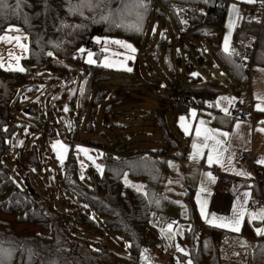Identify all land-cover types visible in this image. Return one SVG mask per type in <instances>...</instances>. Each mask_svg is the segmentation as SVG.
<instances>
[{
    "label": "rangeland",
    "instance_id": "374dc122",
    "mask_svg": "<svg viewBox=\"0 0 264 264\" xmlns=\"http://www.w3.org/2000/svg\"><path fill=\"white\" fill-rule=\"evenodd\" d=\"M261 1L227 0L222 29L214 24H205L203 28L206 30L204 34L206 36L187 35L183 42L178 39L179 33L170 12H168V18L164 20H158L157 16L152 13L147 23L145 36L142 37L141 34L135 33L130 36L129 40L105 36L98 23L72 16V18L61 22L56 43L72 58H78L79 62L67 61L60 55H50L47 59L49 64L43 69L34 63L27 65L23 63L27 57L28 40L19 26H11L3 32L0 36V67L6 71L28 72L31 80L18 85L10 103V117L16 125V130L10 144V151L4 156L2 165L9 170L16 189L31 190L33 194L30 193V195H33L35 199L52 202L57 213L63 217L57 214L50 215L47 210L52 211V209L44 206L36 207L32 201L29 203V207L14 215L1 210L0 230L4 231L5 235L9 234L8 245L20 251L0 247L2 263L20 264L19 259L21 262L28 261L31 257L28 255L24 257L22 253L27 249L31 255L35 254V251L29 249V246L36 247L40 254L50 253L51 249L56 253L52 260L48 261L34 260L32 256L33 264H52L55 260H58L59 264H94V262L95 264H112L110 257L100 256L105 253V250H110L122 257H135L125 239L122 240L103 226L100 218L104 217L97 216L94 209L86 206L80 200L78 201L62 184L69 155L74 164L75 181H83L87 173L92 171L98 177L103 176L106 150L101 146L110 147L108 140L116 139L114 133L117 132L115 130L112 133L107 127H102L103 105H118L116 106L119 108L117 115L123 120L119 118L116 120H120L125 125L124 134L130 137V141L135 147L141 145L139 140H144L146 142L144 145L142 144L143 147H148L150 151H156L161 147L164 148L165 144L159 140L158 132L154 133L147 125L142 126L141 118L146 113L150 115L159 96L163 95L172 85L195 88L210 83L222 85L226 89V93L216 101L220 107V114L229 117V119L219 127L211 124L210 116L201 115L194 122V118L190 115L172 112L166 114L167 126L179 143L176 152L180 153L187 149L189 161L186 163H177L173 161L174 159L168 161L167 176L169 178L165 181L169 185H163V190L167 195L172 196L173 200L181 202L185 193L182 183L175 180L177 178L175 175L176 173L185 175L191 166L197 167L198 179L192 194V202L201 222L209 212L217 211L213 197L218 192H216L215 178L212 175V170L217 168L211 169L209 164L204 168L200 167L197 157L193 154L194 150L192 151L193 144L197 143L196 140L204 139L208 134L205 132L206 129L217 133H227L226 137H217L222 143L228 144L231 138L226 158L220 165L228 173L218 167L220 172L231 177L232 175L239 177L247 175L251 179L254 178L253 167L244 165L238 158V154L239 152L252 151L256 158L254 149L251 148V140L256 127L260 126L263 135L264 127L260 124L258 126L250 125L247 130L248 123L236 121L231 112L227 114L230 104L232 105L235 101L238 105L242 103V100L237 95L239 88L236 90L239 83L220 59L219 54L222 52L231 56L238 54V49L232 44V40L235 27L243 18L241 10L243 4L249 5L245 14L247 20L260 19L261 14L258 12H260L259 3ZM167 35L168 37L172 36V41L160 44V41H167ZM150 38L152 41L149 42ZM117 41L120 43H115ZM226 41L227 52L225 51ZM129 45L130 48L126 47ZM93 47H99V55L93 54ZM81 49L84 51L81 52ZM89 53H92L91 57H89ZM155 53L158 54L156 58H154ZM89 58L95 63H88ZM56 67H59V70L55 71ZM92 67L103 68L102 76L107 77L108 83L112 84L109 94L102 98L104 101H101L102 105L98 111L92 106L97 90L96 85H90L89 75ZM253 69L255 72L257 71L259 79L251 81V89H249L250 82L246 81L245 88L248 91V97L245 104L249 105L252 101L254 108L255 103H258L259 107L264 109V69L258 67L257 64ZM144 80L147 82L142 84L141 82ZM88 99L89 108H84L83 101ZM228 99L229 101H227ZM225 103H228L227 108L222 107ZM31 106L30 114L33 116L35 109L40 108L37 113L38 120H33L28 116V108ZM237 108L239 107L234 106L232 109L237 110ZM48 109L51 110L50 115L55 121L56 136L53 138L49 134V130L45 131ZM245 112L253 115L252 110ZM122 113L129 115L124 117ZM91 115L93 119L89 122ZM201 121H203L202 124ZM197 129L201 131L199 137L196 136ZM210 140L212 139L208 141ZM33 152H36L38 157V164L34 166L29 163L27 158ZM16 162L23 166L22 177L17 176L15 172ZM123 182L136 183L126 175ZM171 183L177 185L173 187L170 185ZM136 185L139 189L141 187L143 189L141 182ZM254 187L262 195L261 186L254 185ZM253 193L252 205L255 202L257 204L255 198L258 197L256 192L253 191ZM154 203L155 201L152 202V208L161 207L160 211L167 208L170 214L163 213V223L156 224L155 227L149 223L152 237L156 239L158 245L142 248L141 252L137 253L136 259L143 264H164L172 256L177 263L192 264L184 240V233L189 231V224L182 220L186 214L174 208L170 209L168 207L170 205L165 203V200L155 203V205ZM259 204L254 208L248 207L246 211L247 219L253 225L256 235H261L259 233L264 232V206L262 203ZM220 206L224 208V204ZM202 207L204 215L201 214ZM33 208L43 210V214L40 215L39 211L37 212ZM174 211H178V213L175 214ZM169 216L176 218L172 225L166 224ZM90 219L95 221L101 231L96 227L93 228ZM74 223L77 224V228ZM68 224H72V229ZM153 224L155 223L153 222ZM196 226L198 228L196 235L199 238L203 224L197 221ZM153 228L156 230L153 231ZM71 231L73 235H70ZM193 231L194 229H192ZM188 235L189 238L192 236V234ZM40 254L39 257H41ZM179 255L184 258L183 261ZM117 264L127 263L121 261Z\"/></svg>",
    "mask_w": 264,
    "mask_h": 264
},
{
    "label": "trees",
    "instance_id": "16d2710c",
    "mask_svg": "<svg viewBox=\"0 0 264 264\" xmlns=\"http://www.w3.org/2000/svg\"><path fill=\"white\" fill-rule=\"evenodd\" d=\"M226 5L227 0H0V36L9 27L19 26L28 40L27 57L23 60V63L26 65L34 63V65L43 69L49 64L47 61L50 56L49 53L55 56L60 55L67 61L79 62L78 58H72L56 43L61 22L72 18V16L98 23L101 26V32L105 36L129 40L130 36L135 33L143 34L142 37L145 36L147 23L152 13L157 16L158 20H164L168 18L167 15L170 12L179 33L178 39L183 42L187 35L206 36L204 35L206 30L203 28L205 24H214L222 29ZM242 8L243 18L235 27L232 44L241 54L243 48L247 47V41L252 38L255 39L254 63L264 66V19H261L260 16V19L247 20L245 14L249 5L243 4ZM171 37L166 38L167 41H160V44L171 42ZM207 37L211 38L209 35ZM150 41H152V38L149 39ZM89 43L88 41L87 44L89 45ZM99 54L100 51L94 55ZM157 55L155 53L154 58ZM219 57L229 69L234 68V77L238 81L246 82V77H244L246 71H244V66L239 63L238 54L229 56V54L222 52ZM56 68L55 71L59 70V67ZM102 70L101 67H92L89 75L90 85L97 86L94 103L92 104L96 111L101 108L102 104L100 103L104 101L102 98L109 94V88L112 85L110 82L108 83L107 77L102 76ZM30 78L28 72L6 71V69L0 67V211L3 210L4 213L14 215L29 207V203L32 201L36 204V207L44 206L52 209V211L47 210L50 215L62 216L57 213L52 202L39 201L33 195L31 196L27 190L16 189L9 170L2 165L4 156L10 151V144L16 130V125L10 117V103L14 98L18 85L30 81ZM144 82L147 81L144 80L141 83L144 84ZM241 89L239 88V90ZM217 90L216 87L210 86H200V88L192 89L172 85L167 88L164 94L156 100L157 104L150 115L146 113L141 118L142 126L147 125L151 127L154 133L158 132L159 140L165 144L164 148L161 147L156 151H150L148 147H143L146 142L144 140H139L141 145L135 147L131 143L130 137L124 134L126 127L120 122L123 119L117 115L119 108L116 106L118 105H103L102 127H107L112 133L115 130L117 132L114 133L116 139L108 140L110 147L107 145L101 146L106 150L102 177H98L92 171L87 173L83 181H75L74 164L71 156H68L64 179H62L63 187L78 201L80 200L86 206L94 209L97 216L104 217L103 219L100 218L103 226L109 229L111 233L118 235L122 240L125 239L135 255L133 258H127L118 256L110 250H105V253L100 256L110 257L112 264L121 261H125L127 264H143L136 259L137 253H140L144 247H156L158 245L156 239L152 237L149 223L155 227L156 224L163 223V213H169L167 208H163V211H160L161 207L152 208V202L158 203L163 200L170 205L168 206L170 209L174 208L186 214L182 217V220L189 224V231L184 233V240L190 263L264 264V234L256 235L253 225L249 221L245 220L243 222L238 233L229 232L221 229V227L205 225L201 222L192 202L194 189L191 186L186 188L182 186L185 194L181 202L173 200L172 196L167 195L166 191L163 190V185L168 184L165 180L169 178L167 176L169 158H175L178 147L177 138L170 131L166 120V114L172 111L170 109L174 98L185 95L190 107L201 111V109L206 108L207 103H212ZM129 93L128 91V95ZM32 106L28 108V116L33 120H38L37 113L40 108L35 109L33 116L30 114ZM83 107L89 108V99L83 101ZM48 114H51L49 109L47 116ZM122 115L127 117L129 114L122 113ZM117 118L120 120L117 121ZM92 119L91 115L89 122ZM27 158L32 166L38 164L36 152L29 154ZM16 166L17 176L22 177L24 174L23 166H20L17 162ZM69 174L70 177H68ZM125 175L131 181L141 182L143 189L142 187L139 189L135 182L134 184L124 183L123 178ZM175 180L179 183L177 178ZM170 185L174 187L177 184L171 183ZM260 186L262 195L258 192L259 190L256 192L264 198V181L260 183ZM33 209L39 211L40 215L43 214V210ZM178 211H174V213L177 214ZM170 217L173 216L167 218V225ZM150 220L155 224L151 223ZM197 221L203 224L199 238L196 235L198 233ZM91 222L93 228L100 229L95 221L91 220ZM68 225L72 229V224ZM74 225L77 228V224L74 223ZM191 228L194 229L193 232ZM72 231L70 235H73ZM188 234H192V236L189 238ZM8 237L9 234L5 235L4 231L0 230V247L13 248L7 243ZM29 249H33L35 254L31 255L25 249L24 253L21 252L22 256L28 255L31 259L22 262L19 259L20 264H33L32 256L34 260L44 259V261H48L52 260L54 254L56 255L53 249L47 254H40V251L33 246H29ZM15 250L20 252L18 249ZM39 254L41 257H39ZM179 258L181 261L184 260L181 255H179ZM55 262L59 264L58 260H55ZM55 262L52 264H56ZM0 264H5V262L2 263L1 258ZM164 264L180 263H177L171 256L170 260H166Z\"/></svg>",
    "mask_w": 264,
    "mask_h": 264
},
{
    "label": "crops",
    "instance_id": "0c3cea01",
    "mask_svg": "<svg viewBox=\"0 0 264 264\" xmlns=\"http://www.w3.org/2000/svg\"><path fill=\"white\" fill-rule=\"evenodd\" d=\"M137 34H139V33H137ZM141 35L143 36V34H141ZM166 38H168V35L166 36ZM251 44L254 45V51H255L256 40L255 39L253 40V38H252L247 42L246 45L249 46ZM240 55L241 54L238 51V57L239 58H240ZM229 56H231V55L229 54ZM172 57H173V55H172ZM257 65H258V67H261L264 69L263 65H259V64H257ZM251 66H252V69L255 68L254 55H253V59L251 62ZM230 70H231L230 72L233 73V76H234L235 75L233 72L234 68H232ZM253 71L255 72V69H253ZM255 73H256V77L253 79H250V80L246 77V73H245L244 77H246V81L250 82L249 89H251V85H252L251 81L253 82V80L256 81V79H259V75H258L257 71ZM238 83H239V86L237 87L236 90H238V88H242L241 90H239V93H237L238 97L242 100V103H239L237 105L236 102L234 101V103L232 105L231 104L229 105L227 114H229L231 112L232 117L235 118L236 121H243V122L245 121L246 123H248L247 125L245 123L247 130L249 129L250 125L251 126H258L260 124L261 126L264 127V125H263L264 124V109L260 108L258 103H255V108H254V103H252V101H250L249 105L245 104V101L248 97V91L246 90V88H243V86H245L246 82L245 81H243V82L238 81ZM202 86L216 87V89H218V90L216 92L217 94L215 96V99L212 101V103H207L206 108L201 109V111L196 110L195 108H191L190 112L187 115L192 116L194 118V122L201 115L210 116V122H212L211 124L214 126L218 125V127H219L220 124H222L223 122L225 123L226 120L229 119V117H224L220 114V107H218L217 101H216V99H218L221 95L226 93V89L224 88V86L217 85L216 83H210V84H206V85H202ZM186 87H189V86H186ZM186 87H183V88H186ZM189 88L194 89L195 87H189ZM253 92H255L254 89H253ZM229 99L227 101H229ZM227 106H228V103H225L224 105H222L223 108H227ZM234 106L239 107V108H237V110H233L232 108ZM254 109H256V111H254ZM243 110H245V111L252 110L253 111V115L250 114L252 117L251 120L245 119V118H243V119L238 118V112L243 111ZM193 113H195V115H193ZM180 115H183V114H180ZM256 128L257 129L254 130L253 138L251 140V148L254 149L256 158H254L252 151L247 152L248 154L252 155V162L247 161V160H242L239 157V155H238V158L242 161V163H244V165H246L248 167L252 166L255 175H259L260 172L264 173V163H261V161H264V135L262 134V130H261L260 126H258ZM230 140H231V138H230ZM230 140H229L228 144L222 143L221 145L218 146V152L213 154L214 159H213V163L210 166L211 169L214 167L218 169V167H220L221 163L226 158L228 145L230 144ZM196 141H197L196 144L198 146V151H197V149H194V148L192 149V151L194 150L193 154L197 157V160L200 163V167L204 168V166L209 164L208 163V155H209L211 147L215 143V140L212 139V140L208 141L207 144L209 145V147H207V148L203 147V145L206 143L205 139L200 138ZM178 146H179V143H178ZM178 148L179 147H177V149ZM177 149H176V151H177ZM188 152L189 151H187V149H185L184 151H182L180 153L176 152L175 158H169V160L171 161L174 159L173 160L174 162L176 161L177 163H186L189 161L188 160L189 159ZM217 158L219 159L220 163L215 162ZM222 170L227 172L225 169H222ZM175 176H177V180L182 183L183 187L186 188V187L191 186L194 189L195 185L197 183V179H198L197 167L191 166L188 170V173H186L185 175H181V174L176 173ZM233 178H234V181H233L231 192L226 194V195H221V193H219V194L217 193V195H215L213 197V198H215L214 204H215V209L217 211L215 213L209 212L205 216V218L202 220L203 221L202 223L205 225L208 224L209 226H213V227H217V228L221 227V229L227 230L229 232L238 233L241 229L243 222L245 220L248 221L247 216H246V211H247L248 207H251V206L253 208L256 207L255 205L259 204V200H261V197L258 195V197L255 198V200L257 201V204L255 202L254 205H252L251 201H252L253 194H254L253 191L256 192L257 190L255 189V187H253V185L251 183V180H252L251 177L246 175L244 177L233 176ZM219 197H220V199L218 200ZM221 204H224V208H222L220 206ZM237 227H238V230H234Z\"/></svg>",
    "mask_w": 264,
    "mask_h": 264
},
{
    "label": "built area",
    "instance_id": "2783aa9c",
    "mask_svg": "<svg viewBox=\"0 0 264 264\" xmlns=\"http://www.w3.org/2000/svg\"><path fill=\"white\" fill-rule=\"evenodd\" d=\"M259 8H260V13L262 19H264V0H262L259 3ZM100 51L99 47L92 48V52L94 54L98 53ZM254 45L251 44L247 47H245L240 55V61L239 63L242 64L245 68L246 71V77L250 80L256 77V73L253 71L252 66H251V62L253 59V55H254ZM171 112L172 113H176V114H183V115H187L190 110V104L189 102L186 101V97L185 95H179L176 98H174L173 103L171 105ZM238 118L239 119H252L251 115L247 112H245V110L238 112ZM46 126H47V130L46 132H48L49 130V134H51V137H55L56 136V130L54 128V118L52 117V115L47 116L46 119ZM239 157L242 160H247L252 162V155L248 154L247 152L245 153H240L239 152ZM212 175L215 178V188H216V192L221 193V195H226L228 193L231 192L232 190V185H233V181L234 178L233 176H229V175H225L223 173L220 172L219 169H213L212 170ZM264 181V173H261L259 175H255L254 178L251 180L252 185H256L258 187H260V183ZM263 206H264V199H262L261 197V201H260ZM260 203V204H261ZM175 221L174 218L170 217L168 219V224H172ZM153 231H155L154 229H152Z\"/></svg>",
    "mask_w": 264,
    "mask_h": 264
},
{
    "label": "snow or ice",
    "instance_id": "6c2138e0",
    "mask_svg": "<svg viewBox=\"0 0 264 264\" xmlns=\"http://www.w3.org/2000/svg\"><path fill=\"white\" fill-rule=\"evenodd\" d=\"M99 42V41H97ZM115 43H120L119 41L115 42ZM126 47H131L130 45L129 46H126ZM81 52L84 51V49H81L80 50ZM132 51H135L134 49H132ZM225 51L227 52L228 51V47H227V41H226V44H225ZM49 55H51V53H49ZM89 57L92 56V53H89L88 54ZM88 63H95V61H93L91 58H89V60L87 61ZM105 66H109V65H105ZM21 71H23V69H20ZM128 71H131V69H128ZM67 110V109H66ZM226 111V110H225ZM193 115H195V113H193ZM203 123V121H201V124ZM185 131H187V129H185ZM206 133H208L207 135H205L204 139L206 141V143L203 145V147H209V145L207 144V141L209 139H214L215 140V143L214 145L211 147L210 149V152H209V155H208V163L209 165H211L213 163V154L214 153H217L218 152V146L222 144V141H220L217 137L219 136H224L226 137L228 134L227 133H217V132H213L212 130H205ZM201 135V131L199 129L196 130V136L199 137ZM55 147V145H54ZM193 148L194 149H197L198 151V146L197 144H193ZM194 158V157H193ZM217 163H220L219 159L217 158L216 161ZM261 163H264V161H261ZM210 175V174H209ZM203 190V189H202ZM201 214L204 215V212H203V207H202V210H201ZM253 219H255V217H253ZM234 230H238V227L235 228ZM258 233H259V230H258ZM259 234H264V233H259Z\"/></svg>",
    "mask_w": 264,
    "mask_h": 264
},
{
    "label": "water",
    "instance_id": "95a60500",
    "mask_svg": "<svg viewBox=\"0 0 264 264\" xmlns=\"http://www.w3.org/2000/svg\"><path fill=\"white\" fill-rule=\"evenodd\" d=\"M28 191H29V193L33 194V192L31 190H28Z\"/></svg>",
    "mask_w": 264,
    "mask_h": 264
}]
</instances>
